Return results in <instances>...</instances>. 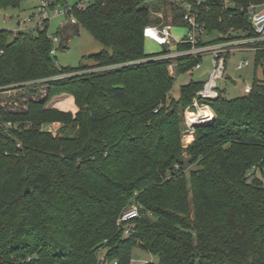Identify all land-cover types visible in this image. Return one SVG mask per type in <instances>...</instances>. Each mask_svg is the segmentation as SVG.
Listing matches in <instances>:
<instances>
[{"label": "trees", "instance_id": "16d2710c", "mask_svg": "<svg viewBox=\"0 0 264 264\" xmlns=\"http://www.w3.org/2000/svg\"><path fill=\"white\" fill-rule=\"evenodd\" d=\"M26 1L0 0V8ZM190 2L205 35L216 37L199 47L257 37L250 11L264 0ZM167 13L171 26L186 28V11L169 0H91L74 9L76 24L57 36L81 26L104 47L79 68L57 66L49 21L0 30V94L46 88L39 98L32 91L23 110L0 103V264H99L102 251L105 263L131 264L138 246L158 258L146 264H264V42L255 44L262 79L249 95L219 91L207 102L214 121L184 145L185 110L205 82L172 98L169 67L185 74L202 58H164L166 46L145 52V29L163 27ZM62 95L74 98L75 115L49 107ZM134 204L141 217L125 236L117 223Z\"/></svg>", "mask_w": 264, "mask_h": 264}, {"label": "rangeland", "instance_id": "374dc122", "mask_svg": "<svg viewBox=\"0 0 264 264\" xmlns=\"http://www.w3.org/2000/svg\"><path fill=\"white\" fill-rule=\"evenodd\" d=\"M87 0H63V5L59 4L57 8L59 10H67L73 8L75 5L86 2ZM91 1V0H90ZM175 3H181L182 0H169ZM197 3H201L204 0H192ZM38 5L36 0H28L23 3V10L8 8L2 9L0 8V30H9L12 32H18L20 30L27 31L31 27L34 26L35 23H28L27 19L33 14L32 9ZM168 17L164 19L161 26H171V16L167 13ZM156 18L163 20V16L161 13L155 14ZM70 23V18L65 15L59 16H50L48 25V33L50 36H57L60 32L61 27L65 24ZM165 24V25H164ZM77 31L71 33L69 36H60V43L55 46L56 51V59L55 62L58 67L64 68H79L81 65H92L89 63L85 58H88L92 55L100 53L104 47L98 41L94 39L89 31L82 28L81 26L77 27ZM187 35V29L185 27L180 26H172L171 28V36L174 38L176 43L182 42V40ZM64 41L62 43V39ZM216 38L215 36H204L203 41L204 43ZM249 40V39H243ZM243 40H232L230 42L237 43ZM64 45L66 49L62 50L61 45ZM222 43H216L209 46L201 47L205 49L206 47H214L219 46ZM248 46V45H247ZM176 47V46H175ZM251 47V46H248ZM163 46H159L150 39L145 40V52L149 55L159 54L163 51ZM171 49V54L167 55L172 58H176L178 56H184L189 51H177V48L171 47L167 48ZM231 47H228L230 50ZM205 55L200 63L201 68L196 69L185 74L177 75L176 72L172 74L174 76V86L173 90L170 94L172 98L178 97L180 90L183 86L188 85L192 82H206L209 78L213 70L212 65V57L208 54L207 51L202 52ZM163 58V57H160ZM227 63H226V72L224 75L223 80L221 81V85L219 88L220 93L228 99H234L244 95V88L245 86H251L255 80V78L262 79L263 77V69L261 67L256 66V52L253 50L233 53L226 55ZM248 61L249 65L244 70H238L237 66L241 62ZM97 70H90V72H96ZM71 76V75H69ZM68 76V77H69ZM34 91V95L32 93ZM32 91L29 90H15L7 93L0 94V103L1 106H4L8 109L12 110H23L25 108V102L32 97V98H39L40 96H44L46 94L45 87H39L38 89H34ZM203 103L207 104L208 100L202 101ZM188 107L185 110V118L186 112L189 110ZM78 112V109H77ZM54 135L56 134V130L59 128L58 124L53 126ZM51 130V128H48ZM190 135V136H189ZM191 136H194L193 133L186 134L183 140L184 145H188L191 142ZM192 143V142H191ZM106 251H102L100 253V258L105 259ZM158 258L151 255L141 247L133 248L131 252V264H146V263H157ZM105 264H112L111 261H107Z\"/></svg>", "mask_w": 264, "mask_h": 264}, {"label": "built area", "instance_id": "2783aa9c", "mask_svg": "<svg viewBox=\"0 0 264 264\" xmlns=\"http://www.w3.org/2000/svg\"><path fill=\"white\" fill-rule=\"evenodd\" d=\"M37 2L38 5L35 7L34 14L27 19L28 23H35L34 26L29 30L42 28L44 26V22L49 21L51 15L68 16L70 18V23L76 24V19L73 16V10H84L87 8V6H89L91 1L87 0L86 2L77 4L75 7L67 10H59L57 8L58 5L54 4L55 0H38ZM180 5L186 11L184 21L186 22L187 29V35L182 40V42H175L174 38L171 36L170 26L147 27L144 31V36L145 38L150 39L159 46H166L169 48L180 45L181 43H187L191 45V49L187 52L186 55L202 58L205 56L202 54V52L207 51L208 54L212 57L213 70L209 75L208 80L205 82L203 89L196 94L193 104L186 112V125L188 127V133H193L195 129L192 127V125L194 123L203 121V119H201V121L196 120V117L201 110L211 111L210 116L205 117L204 120L214 118V113L211 107L203 103L202 101L214 100L219 97V88L226 72V55L250 50L256 52L257 48L255 47V44L258 42H264V4L259 9H252L250 11V21L254 32L257 34L256 38H251L248 41H239L237 43L225 42L220 44L219 46L206 47L205 49L199 47V43L206 34V30L202 25L198 23L197 15L193 10V5L191 4L190 0H182ZM50 40L53 44V48L50 54L51 56H55L57 51L55 49V46L60 43V39L58 36H50ZM247 45L251 47H248ZM228 47H231V49L228 50ZM164 58L172 57L165 56ZM248 65V61L241 62L237 66V69L240 71L244 70ZM200 68L201 65L198 64L195 66V68L192 69V71ZM174 71V65H171L169 67L170 74L172 75ZM251 91L252 86H245L243 90L244 95H249ZM191 115L193 117H190ZM140 217V207L138 204H134L122 214L117 225L119 229L124 231L125 236H130L133 233V230L129 225L130 222L139 219ZM99 264H105L104 258H100ZM112 264H118V262L114 261L112 262Z\"/></svg>", "mask_w": 264, "mask_h": 264}, {"label": "crops", "instance_id": "0c3cea01", "mask_svg": "<svg viewBox=\"0 0 264 264\" xmlns=\"http://www.w3.org/2000/svg\"><path fill=\"white\" fill-rule=\"evenodd\" d=\"M22 7H23V5L21 6V7H19V8H17L18 10H23L22 9ZM32 13L34 14V11H35V7L32 9ZM32 14V15H33ZM31 15V16H32ZM171 28H172V26H170V31H171ZM174 48H176V47H174ZM202 59H203V57H202ZM202 61V60H201ZM180 94V93H179ZM179 98V95H178V97H176L175 99H178ZM68 99H72V101H73V108H71V107H69V106H67V107H65V108H63L62 106H59L62 102H64V101H66V100H68ZM49 107L50 108H55V109H58V110H61V111H64V112H70V113H72V114H76L77 113V107H76V105H75V101H74V98L72 97V96H68V95H62V96H58V97H56V98H54L51 102H50V104H49ZM188 135V134H187ZM190 136V135H189ZM191 138V142H193L194 141V136H191L190 137ZM190 142V143H191Z\"/></svg>", "mask_w": 264, "mask_h": 264}, {"label": "water", "instance_id": "95a60500", "mask_svg": "<svg viewBox=\"0 0 264 264\" xmlns=\"http://www.w3.org/2000/svg\"><path fill=\"white\" fill-rule=\"evenodd\" d=\"M213 121H214V118H211V119H205V120L203 119L202 122L194 123V124L192 125V127L195 129V128H197L198 126H207V125L211 124ZM28 191H29V190H27L26 193H28Z\"/></svg>", "mask_w": 264, "mask_h": 264}, {"label": "bare ground", "instance_id": "6f19581e", "mask_svg": "<svg viewBox=\"0 0 264 264\" xmlns=\"http://www.w3.org/2000/svg\"><path fill=\"white\" fill-rule=\"evenodd\" d=\"M210 114H211L210 110H201L199 114L197 115L196 120L201 121V119H204L205 117L210 116ZM190 117H193V116L191 115Z\"/></svg>", "mask_w": 264, "mask_h": 264}]
</instances>
